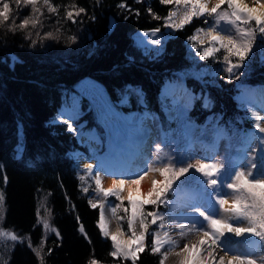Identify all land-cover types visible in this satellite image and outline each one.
<instances>
[{
    "label": "trees",
    "instance_id": "1",
    "mask_svg": "<svg viewBox=\"0 0 264 264\" xmlns=\"http://www.w3.org/2000/svg\"><path fill=\"white\" fill-rule=\"evenodd\" d=\"M11 2L12 17L0 26V193L3 194L0 227L21 238L0 237V264H88L91 259L99 264H133L131 258L110 255L113 243L99 228L100 209L93 208L87 199L88 192L96 188L94 179L87 174L79 175L69 154L70 150L80 148L89 158L90 152L75 141L66 123L52 120L62 110L59 107L65 102L66 91L76 79L87 75L102 84L107 97L120 110L154 111L159 118L156 140L162 147L159 162L165 164L163 169H188L162 195L160 188L153 205L144 207L145 248L138 253L135 264H160L165 248L151 251L154 222L150 214L155 209H167L159 199L170 198L173 186L190 184L204 188V179L213 177L192 167L195 164L190 160L193 129L202 125L198 136L206 145L213 140L210 123L217 121L228 137L223 160L237 153L242 136L254 126L255 120L234 95L243 82L264 85V58L259 56L264 48L261 42L264 34L257 32L243 66L236 70L240 78L229 80L228 63L235 64L239 58L230 56L226 62L227 49L217 42L218 51L201 59L202 43L196 41L194 48H189L193 43L189 38L195 29L209 26L239 42L238 27H246L243 21L233 24L229 19H218L216 14L194 16L182 28L168 32L160 55L147 57L132 34L141 28L163 31L173 0L170 4L161 0H50L58 10L56 13L49 12L40 0L37 7L41 9V23L36 28L29 25L16 31L9 30L12 21L18 25L32 11L24 0ZM121 4L125 7H120ZM79 8L85 11L76 16ZM7 11L6 7L0 9V15ZM69 11L73 12L71 20L67 18ZM224 11L231 12L227 4L218 10ZM251 27L259 26L252 21ZM49 32L58 38H46ZM28 33H32L30 38ZM71 37H75V43ZM200 68L204 71L202 81L191 75L185 79L195 95L186 116L192 127L184 135L183 122L175 118L176 110L173 108L171 119L164 114L160 87L177 71ZM132 90H138L139 95ZM122 95L128 97L125 106L117 103ZM204 96L210 101L208 107L202 102ZM81 99L82 113L77 120L86 121L83 127L101 131L88 101ZM183 105L180 102L179 110H183ZM203 163L216 164L217 160L210 158ZM226 170L225 166L221 167L216 175L221 176ZM241 174L250 183L242 184L237 179ZM236 175L225 181V193L232 196L237 210L255 218L254 232L264 238V183L257 185L244 171ZM109 198L116 204L121 228L127 232L129 212L124 211L127 200ZM42 217L52 229H45Z\"/></svg>",
    "mask_w": 264,
    "mask_h": 264
},
{
    "label": "rangeland",
    "instance_id": "2",
    "mask_svg": "<svg viewBox=\"0 0 264 264\" xmlns=\"http://www.w3.org/2000/svg\"><path fill=\"white\" fill-rule=\"evenodd\" d=\"M173 2H174L173 6L169 8L165 16V21H166V25L164 26L165 29L163 31L160 30V32L155 37L161 40L160 45H154L151 43V41L154 39V37L151 34L147 36L143 35L146 32L151 33L152 30L156 28L143 29L141 31L138 30L133 33L134 41L137 44H138V40L140 39H143L147 43L146 47L140 46L141 50L146 53L147 57H154V55H156V49L157 48L162 49L164 38L167 36L168 32H172L175 29V27L171 25H175L176 23H178L183 18V13L185 11H191L192 5L189 0L187 3V6H185L184 3L176 4L175 0H173ZM172 12H175L176 15L173 16L171 21L169 22L167 18ZM229 20L232 22V18H230ZM235 24H238V21ZM197 30H200V37H199L198 42L202 43L201 44L202 46L200 48V53H202L203 50L207 47L215 48L217 42L214 44L211 41V39L206 35V33L208 32L207 29H197ZM197 30L194 31L193 35L196 34ZM221 36L225 37V34L222 33ZM189 48H192V49L194 48L193 43L189 45ZM259 56L261 58H264V53H262L261 51L259 53ZM190 71L192 70H189L188 72ZM195 71L197 73H202V75L204 73L202 68H200L199 70H195ZM182 73H187V72L177 71L174 77L172 79H167L163 83L160 89L159 95L161 97V105H162L161 107L166 117L173 115V107H172L173 97H171V95H166V92L171 91L172 86L177 81V76L179 74L181 75ZM188 76H184V79ZM201 76L197 79L202 81L203 78H201ZM88 77H84V78L79 77L71 85V88L66 91V95L64 99L65 102L62 103L59 109H62V112L65 113L64 117H67V118L64 120H59L57 117L54 116L52 120L53 121L68 120L72 128L75 131L79 128H82L86 121L77 120V118L82 113V110L80 108L81 100H82L81 98H85L94 112L95 120L99 122L101 126V131L91 126L88 129L89 130L91 129V131L95 133L98 142L101 143V145L103 144L102 147H104L105 141L108 138H107V131L105 130V126L99 118V113L101 111L100 109V99L101 98L97 95L95 89L85 88L84 85L86 84L95 85L97 86L98 90L102 91L104 97H107V95H106L104 87L102 86L100 82H98L97 80L93 79L90 76ZM250 87L252 90L256 88L254 85H251ZM261 87L264 91V85H261ZM187 89L190 95H185V97L183 96L181 98L180 97L177 98L180 100V102H183L184 104L190 103L193 96L195 95L190 88H187ZM122 97L124 96L122 95L121 98ZM73 98L76 99L75 107H74ZM121 98L117 101V103H119ZM205 100H207L210 103V101L204 96L202 100L203 104ZM110 102L112 104L114 103L112 101ZM166 108H167V111H165ZM116 110L119 112H122L125 116H129V115L134 116L137 114L135 109L134 110H120V108L116 107ZM249 112L251 114L252 111L249 110ZM153 114L155 116V113ZM207 118L208 116L204 120H206ZM253 118L256 119L254 123L255 127L251 128L248 131V133L242 136L243 140L240 142L239 149L237 153L235 154V156L231 157V159H225V161L223 160V154H224L223 151L225 150L224 148L226 147L228 143L227 142L228 137H227V134L224 128L218 125L216 122L210 123V127H213L214 132H216L217 134H215V138H214V133H213L214 142L212 144H206V145L203 143V138H200L198 136L200 132H202V129H203L202 125L193 129L192 134H191V146H192V151H190L191 162L193 161L194 163H196V161L198 160L203 162L204 160H208L212 158V159L217 160L216 164H220V165L223 164V168L225 166V169L227 170L221 173V176L215 175L212 178L204 179L203 181V183H205L204 188L197 189V191L192 190V189L188 190L189 188L187 187L188 189H186L185 186L173 187V195L171 199L160 197L159 202L161 201L162 203H164L167 209L165 211L155 209L150 214L151 219H153V222H154V227L151 228V232H152L151 241L153 242L154 237H155V243H156L155 248H162V247L165 248L163 251L164 256L160 264H173L174 262L176 263L177 260H181L180 258L187 257L189 255V252L186 251L185 253V251H182V250L185 249L186 244H195L197 242V241L193 242V240L195 239L190 240L192 238V235H187L186 230L182 228L183 223L188 221L189 217L186 215H184L185 216L184 217L182 214L183 212L187 211V206H185L182 203L181 199H183L184 197L189 198L190 194L194 193V196H196L197 198L199 197L200 199L205 198V199H211V200L214 199L217 202L218 206H223L222 200H220L219 192L225 190L224 188L225 181H228V179L231 177H237L238 174L236 175V172L238 171H244L246 175L247 174L251 175L253 177V181L264 182V153L260 152V147L262 144H264V133L260 132V128L264 127V114L261 116L259 115L253 116ZM257 125H259V127ZM67 128L69 130V124H67ZM132 129L130 130L131 132L133 131ZM75 131H71V132L74 133ZM130 131H128V133ZM218 137H222V138H219L217 142ZM157 141L158 140L153 139L150 144V147H151V151L153 154L152 163L154 164L156 169L159 171V169H163V167H165V164H163L162 162H159L160 154L162 152L161 151L162 147L158 146ZM16 146L18 149H20L21 147L19 145H16ZM86 147H87V150L90 153H92V151L88 148V145ZM69 154L71 155V151H69ZM73 158H74V155L72 156V160H73L74 165L76 166L78 174L79 175L87 174L90 177H93L94 182L96 184V178L92 174L93 173L92 170H88L86 166H83L81 164L77 165V162L75 163V158L74 159ZM162 179H163V176H162ZM100 188L104 189V187L101 184L96 185V188L89 191L87 194V199L90 204L95 203L98 206V210L100 209L99 210L100 212L101 210H105L107 212V215H104V217L101 216L100 218V227L101 228L104 227L103 220H105V224L107 225L108 231L110 233L109 235L110 239H111V235L117 234L118 232L122 233V235L118 236V239L121 241L122 245L127 246L126 242L129 240V237L133 230L137 232V235L142 234L141 232L143 231V220L140 221V219L138 218L132 224V221L130 219L131 218V204L127 200V209L129 212L128 228H127V232L124 231L120 226L121 217L116 213H112V210H111L112 207H116V204L111 202L109 196H105L103 192H100L99 191ZM160 188H161V185L159 186L158 190H160ZM157 192L151 200H154L158 197ZM228 196L231 198V200L233 199L230 195ZM147 202L148 201H146V203ZM189 203L195 206L197 205L195 201L194 202L191 201ZM178 209L180 210V213H178L177 211ZM229 209L233 211L236 216V218L230 224L233 228H236L235 227L236 225H239L243 223L244 221H246V226L248 227V229H253L252 225L255 222V218L252 215L251 216L246 215L245 213L237 210L236 205L233 203V200L231 201V206L229 207ZM211 217H208V216L204 217V221L206 220L210 222ZM98 220H99V217H98ZM45 223L49 225L48 228H45L46 230L52 229V225L48 223L47 219L45 217H42V224H45ZM98 225H99V221H98ZM199 230L203 231V228H198L197 230L194 231V234L197 235ZM254 233L255 232L251 231L250 235L248 234L238 235L236 232L225 231L224 234L226 235H224V237L218 241L217 246H214L216 248V251H215L216 259H220V257L223 256L225 258V264H227L229 262V260H227V254H234L237 256L239 255L242 258H251L253 261H255V264H264V239L257 237ZM13 236H15L16 238H21V236L14 235L8 229L6 228L3 229L0 227V237L1 238H4V239L5 237L12 238ZM111 242L113 243L112 251H114L115 245L112 240ZM207 248H209V245L205 247V249ZM202 251H204V249H201V253H202L201 258L208 259L206 251L204 252Z\"/></svg>",
    "mask_w": 264,
    "mask_h": 264
},
{
    "label": "snow or ice",
    "instance_id": "3",
    "mask_svg": "<svg viewBox=\"0 0 264 264\" xmlns=\"http://www.w3.org/2000/svg\"><path fill=\"white\" fill-rule=\"evenodd\" d=\"M19 2V0H17ZM163 4H170L172 0H161ZM176 4L184 3L185 6H187L188 0H175ZM211 0H192V7L191 11H185L183 13V18L176 23L174 26L178 29L182 28L184 25L188 24L194 16H200L207 14L208 16H212L213 14H216V17L220 20L230 19L232 18V23L235 24L237 21H243V24L246 27H238V32L240 34L241 40L238 42L236 39H233L231 36L224 37L219 34H216L215 30L209 31L206 33V35L211 39V41L215 44L216 42H219V45L221 48H226L228 52V56L224 57V60L227 62L229 61L230 56L238 57V62L235 64L228 63V66L226 68V72L228 73V78L231 80L233 77L235 79H239V75L236 74V70L243 66V61L245 60L247 54L252 49L253 42L256 39V34L259 32L260 34H264V3H261V0H253V4L259 5V7L255 6H248L243 2V0H215V3L213 6L209 7V3ZM24 3L26 6H31L32 15L28 16L27 18L23 19L22 22H20L18 25L15 23V20L12 21V25L10 26V31H16L17 29H26L31 25L32 28H36L38 24L41 23L40 21V15L41 9L40 7H37L38 3H40V0H24ZM227 4L228 8L231 9V12L224 11V12H218L219 9H221V6ZM42 6L47 8V10L51 13H56L58 10L56 7H53L50 3V0H42ZM7 8V13L0 15V26H2L5 22H8L10 18L12 17L13 13V7L11 0H0V9ZM120 7H125L124 4H121ZM19 9L20 7H16ZM85 10L83 8H79L75 15L79 16L81 13H83ZM176 13L172 12L169 17L167 18L170 22L172 17L175 16ZM68 19H73V12L69 11L67 13ZM158 18V17H157ZM255 21L256 25H258L257 28L251 27V22ZM75 22V20H73ZM160 32L159 28H156L152 30L151 33H144V36H147L151 34L154 39L151 41L154 45H160L161 40L158 38H155L157 34ZM32 33H28V37L30 38ZM200 37V30H197L196 34H194L192 37H190V41L193 42V46L195 45V42L199 40ZM46 38L49 39H57L58 36L52 32L47 33ZM73 43H75V37L70 38ZM261 42L264 43V35L261 36ZM35 44V42H33ZM138 45L141 47H146L147 43L140 39L138 40ZM218 51V49L214 47H207L203 50L202 53H200L201 59H206ZM262 53H264V48L261 49ZM162 53L161 48L156 49V55H160ZM13 61H15V57L12 58ZM191 75L194 78H199L202 73H197L195 70H192L187 73H182L181 76H188ZM85 88L88 89H95L97 95L101 98L100 99V113L99 118L101 122L104 124L106 129H108L110 134V140H109V152L106 154L104 158L101 159V167H106L108 163L111 162V154H112V141L113 139L119 140L120 136L132 129V126L135 125L136 130H141L142 121L144 118L147 117V113H145L144 117L137 118L136 116H125L122 112H119L116 110V107L108 100L107 97L103 96L102 91L98 90L97 86L86 84L84 85ZM174 89L179 91L181 96L184 95H190L186 88L183 87L182 84L172 86ZM137 95H139L138 90H132ZM173 93L166 92V95H172ZM74 100V107L76 106V99ZM128 103V97L124 96L119 101L120 106H125ZM173 108L176 110V119L181 120L182 128L184 130L183 134L188 135V130L192 127V124L190 121L186 120L187 111L190 108V103H186L183 105V110H179V99H173ZM204 106L208 107L209 102L205 100ZM167 111V108L165 109ZM253 115H256L253 113ZM155 118V117H153ZM173 118L170 116V119ZM66 124H69V131H75L68 120L63 121ZM259 127V125H257ZM260 132L264 133V127L260 128ZM94 138V137H93ZM222 137L217 138L218 139ZM98 142V141H97ZM93 154L95 155V150L93 149ZM260 152L264 153V144L260 147ZM192 167L197 168L200 172L204 173L205 175H216L220 168L223 167V165L220 164H206L201 161H196L195 164L192 165ZM86 168L88 170H91L93 168L92 164L86 165ZM161 175L164 177L162 181H160L161 184V191L160 195L163 194V191L166 190L167 187H169L175 180H178L182 175H184L188 169L181 168L179 171L174 170L173 168H164L159 169ZM83 179V177L81 178ZM237 179L242 184H248L250 181L248 180V177L241 174L237 177ZM139 183L137 180H125V179H117L113 180L112 187L105 190L103 188H100L99 191L103 192L105 196H116L120 197L121 200L127 199L129 203L131 204V221L132 224L139 218L140 221L144 218V207L145 205H153L155 203L154 200L149 199L147 203H145L142 200H138L134 198L132 194V190H129V195L127 198L121 197V191L123 190V187L127 185L136 186ZM257 185H260L261 181L256 182ZM101 181L99 178L96 179V185H100ZM235 187V185L233 186ZM85 192L88 191V189H84ZM149 193H151V189L149 190ZM158 198V197H157ZM3 201V194L0 193V203ZM227 203V202H225ZM91 206L93 208H96L97 205L95 203H92ZM112 213L117 212L116 207H112ZM125 212L128 211L127 208L124 209ZM102 211L99 214V228L103 232L104 237H108L110 235L107 225L105 224V220H103L104 227H100V215ZM104 215V213H103ZM45 228H48L49 225L47 223L44 224ZM147 226L144 225L142 234L137 235V232L135 230L132 231L129 240L126 242L127 246L122 245L121 241L118 239V236L122 235V233H117L111 235V240L114 242L115 250L110 253L112 257H124L125 259L131 257L133 260V264H135V260L137 259V254L139 252H142L145 248V236L147 234L146 231H144V228ZM213 227L220 233L221 236L224 235V232H236L238 235L242 234L244 231H254L255 229H243V228H233L231 225L222 222V221H214ZM83 231V228L80 229ZM53 231H55L53 229ZM13 240L16 239L15 236L12 237ZM205 245H209V248L204 249ZM218 245V240H216L214 237L205 234L197 244H186L185 249L182 251H188L189 254L194 258V264H217L216 257H215V251L216 248L214 246ZM156 247L155 243V237L153 244L151 246V251ZM201 249H204L207 253L208 259H202L201 258ZM188 260H190L188 258ZM192 262V260H190ZM88 264H99V261L96 259H91L88 261ZM218 264H225V258L223 256L220 257ZM228 264H255V261H253L251 258H242L240 256H233L231 258V261L228 262Z\"/></svg>",
    "mask_w": 264,
    "mask_h": 264
},
{
    "label": "bare ground",
    "instance_id": "4",
    "mask_svg": "<svg viewBox=\"0 0 264 264\" xmlns=\"http://www.w3.org/2000/svg\"><path fill=\"white\" fill-rule=\"evenodd\" d=\"M192 5V0H189ZM245 4L248 6L259 7V5L253 4V0H243ZM215 0H211L209 3V7L213 6ZM261 3H264V0H261ZM143 30V29H141ZM216 34L222 35V32L215 31ZM88 77V76H84ZM89 78V77H88ZM182 84L184 88L187 89L186 84L184 83V77L180 74L177 76V81L173 86ZM251 85L246 83L243 89L239 93V99H241L246 108L251 109L253 113L257 116H261L264 114V91L261 85L255 86V89H251ZM188 90V89H187ZM170 93H173L171 97L173 99H177L178 97H183L180 95L179 91L172 87ZM185 97V95H184ZM187 97V96H186ZM147 113V117L143 119L141 130H136L135 125H133V131L126 132L122 134L119 140L113 139L112 141V154H111V162L107 164L106 167H101V159L106 156L109 152V140L110 134L108 129L107 131V140L105 141L104 147L101 143L97 142V138L94 132L89 130L88 128H79L74 133L76 134V139L78 143H85L88 145V148L92 151L95 150V155L93 154L89 158H86L81 154L77 149L72 151V156L74 155L75 163L77 165L81 164L86 166L88 164H92L93 168L92 174L97 179L99 178L101 181V185L105 190L112 187L113 180L117 179H125V180H137L139 183L136 186L125 185L123 190L121 191L120 196L127 198L129 195V190H132V194L134 198L138 200H142L144 202L152 199L156 192L158 191L160 181H162V176L160 172L156 169L154 164L152 163V151L150 147L151 139L156 134V127L153 123L152 113ZM65 113H58L55 117L59 120H64L67 117H64ZM137 118L144 117L145 114L134 115ZM56 118V119H57ZM217 134V133H216ZM94 137V138H93ZM73 158V159H74ZM151 189V193L149 190ZM186 189H188L186 187ZM190 190V189H188ZM220 200H222L223 206H218L214 200L211 199H200L194 196V193L190 194L189 198L184 197L181 199L182 203L187 206V211L183 212V216H188V221L183 223L182 228H184L187 232V235H192L193 242L197 241L195 244L199 242V240L205 235L208 234L214 237L216 240H221L223 236L220 235L218 231L213 227L214 221H222L227 224H231L233 220L236 218L233 211L229 209L231 206V198L226 196L223 191L219 192ZM195 201L197 205H192L189 202ZM227 202V203H225ZM179 204V203H178ZM182 204V205H183ZM181 207V206H180ZM102 213L100 215L104 217L107 215L105 210H101ZM180 213V210H177ZM104 213V215H103ZM211 217V221H204V217ZM185 217V216H184ZM199 217V218H197ZM212 223V224H210ZM236 228L248 229L246 226V221L243 223L236 225ZM198 228H203V231H198V234H194V231ZM251 231H244L242 234L250 235ZM186 236V235H185ZM198 236V237H197ZM187 237V236H186ZM192 242V243H193ZM252 242V241H251ZM207 245L204 246V249ZM204 252V251H202ZM184 253V252H183ZM186 253V250H185ZM202 254V253H201ZM217 255V253H216ZM233 256H237L234 254H227V260L231 261ZM239 256V255H238ZM192 260V262L190 260ZM181 260H177V264H194L193 257L189 254L185 258H180ZM165 261V260H164ZM217 264L219 259H216ZM168 262V261H166ZM165 262V263H166ZM173 263V262H172ZM175 262L173 264H176ZM228 264V263H227Z\"/></svg>",
    "mask_w": 264,
    "mask_h": 264
},
{
    "label": "water",
    "instance_id": "5",
    "mask_svg": "<svg viewBox=\"0 0 264 264\" xmlns=\"http://www.w3.org/2000/svg\"><path fill=\"white\" fill-rule=\"evenodd\" d=\"M137 112V111H136ZM138 255V254H137Z\"/></svg>",
    "mask_w": 264,
    "mask_h": 264
}]
</instances>
